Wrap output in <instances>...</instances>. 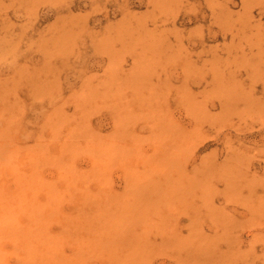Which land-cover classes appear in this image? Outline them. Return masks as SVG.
Masks as SVG:
<instances>
[{
	"label": "rangeland",
	"instance_id": "1",
	"mask_svg": "<svg viewBox=\"0 0 264 264\" xmlns=\"http://www.w3.org/2000/svg\"><path fill=\"white\" fill-rule=\"evenodd\" d=\"M0 264H264V0H0Z\"/></svg>",
	"mask_w": 264,
	"mask_h": 264
}]
</instances>
